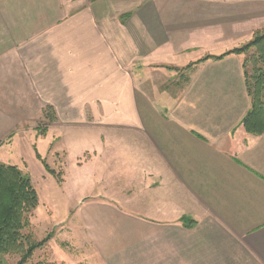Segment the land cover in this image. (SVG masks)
<instances>
[{
    "label": "crops",
    "instance_id": "obj_1",
    "mask_svg": "<svg viewBox=\"0 0 264 264\" xmlns=\"http://www.w3.org/2000/svg\"><path fill=\"white\" fill-rule=\"evenodd\" d=\"M257 30L264 0H0V138L52 106L77 181L128 187V212L99 196L129 216L106 264H264V133L228 53Z\"/></svg>",
    "mask_w": 264,
    "mask_h": 264
},
{
    "label": "rangeland",
    "instance_id": "obj_2",
    "mask_svg": "<svg viewBox=\"0 0 264 264\" xmlns=\"http://www.w3.org/2000/svg\"><path fill=\"white\" fill-rule=\"evenodd\" d=\"M180 81L179 76H175L174 81L160 80L159 85L163 82L167 90L173 92ZM45 108L42 107L41 111L38 107L36 116L0 138V161L17 165L29 174L39 195V205L30 217V231L38 241L47 237L49 240L43 248L36 250L32 262L106 264L114 252L112 250L116 251L125 242V233H116L114 229L128 224L129 216L116 212L113 207L110 209L99 196L107 189L106 195L117 199L109 203L128 212L124 199V195L129 194L128 187L114 183L117 181H104L103 184L100 181H77L76 165H82L91 155L85 153L75 160L78 142L76 146L73 144L75 151L68 153L65 150L68 137L61 138L62 123L50 122L45 116ZM46 125V134H39L37 128ZM69 133L72 143L77 136L82 139V144L90 141L87 131H78L77 135ZM36 151L58 176L47 171ZM6 260L8 264H16L19 256L8 255Z\"/></svg>",
    "mask_w": 264,
    "mask_h": 264
},
{
    "label": "trees",
    "instance_id": "obj_3",
    "mask_svg": "<svg viewBox=\"0 0 264 264\" xmlns=\"http://www.w3.org/2000/svg\"><path fill=\"white\" fill-rule=\"evenodd\" d=\"M228 53L246 55L243 68L251 105L242 120V126L247 133L261 135L264 133V30L255 31L250 41ZM223 56L207 55L199 62ZM45 116L50 122L57 120L52 106L45 108ZM47 128V125L42 129L38 127V133L45 135ZM36 153L47 171L58 176L41 154L38 151ZM59 180L62 181V178ZM38 205L39 195L29 174L17 165L0 161V264H8V255L19 256L16 264H56L48 261L32 262L36 250L43 248L49 240L47 237L38 241L30 231V217Z\"/></svg>",
    "mask_w": 264,
    "mask_h": 264
}]
</instances>
